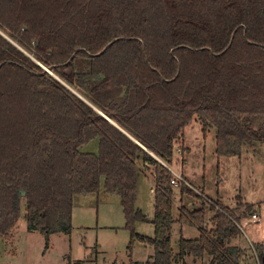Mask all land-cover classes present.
Returning a JSON list of instances; mask_svg holds the SVG:
<instances>
[{"label": "trees", "instance_id": "16d2710c", "mask_svg": "<svg viewBox=\"0 0 264 264\" xmlns=\"http://www.w3.org/2000/svg\"><path fill=\"white\" fill-rule=\"evenodd\" d=\"M193 119L215 131L219 157L264 143V0H0V241L22 207L29 231L71 234L76 197L103 186L153 264H241L238 224L254 205L208 206L181 182L201 206L173 215L168 163ZM94 139L99 152L83 151ZM139 165L154 166L153 236L135 229L148 221ZM177 224L199 236L176 250Z\"/></svg>", "mask_w": 264, "mask_h": 264}, {"label": "rangeland", "instance_id": "374dc122", "mask_svg": "<svg viewBox=\"0 0 264 264\" xmlns=\"http://www.w3.org/2000/svg\"><path fill=\"white\" fill-rule=\"evenodd\" d=\"M82 150L98 153V139ZM174 154V160L168 163L170 170L183 176L208 206L219 202L229 209L239 207L241 211L246 203L255 206L261 221L250 222V217H243L241 237L236 243L244 251L241 264H257L258 248L264 250V143L245 146L240 156L219 157L215 131L205 134L200 122L193 119L184 131L183 141L175 146ZM140 168L144 170L139 165L136 206L147 215L148 221L137 222L135 229L139 234L153 236L154 166L144 172ZM173 202L175 218L182 206L190 210L201 206L195 195H182L180 186L174 189ZM21 213L16 227L0 241V264H153L152 246L135 241L129 247L131 231L126 229L121 197L107 193L103 186L96 194L76 197L71 234H52L47 240L41 233L27 229L24 207ZM210 217L211 213H208L207 221ZM172 234L173 247L177 250L181 236L195 238L199 236V230L195 226L177 224ZM206 263L207 260L186 256L177 264Z\"/></svg>", "mask_w": 264, "mask_h": 264}, {"label": "built area", "instance_id": "2783aa9c", "mask_svg": "<svg viewBox=\"0 0 264 264\" xmlns=\"http://www.w3.org/2000/svg\"><path fill=\"white\" fill-rule=\"evenodd\" d=\"M174 175L176 177V179L173 181V184L175 187H179L181 182L187 183V181L184 179L183 176L176 174V173H174ZM260 221H261V218H260L259 214H257V213L252 215L250 218V222H260ZM238 225L242 229L240 224H238ZM256 261H257V264H264L263 260L259 257V255L257 253H256Z\"/></svg>", "mask_w": 264, "mask_h": 264}, {"label": "water", "instance_id": "95a60500", "mask_svg": "<svg viewBox=\"0 0 264 264\" xmlns=\"http://www.w3.org/2000/svg\"><path fill=\"white\" fill-rule=\"evenodd\" d=\"M44 68V67H43ZM45 69V71H47V72H49V73H51L52 74V72L50 71V68H44ZM83 98V97H82ZM95 108V107H94ZM96 109V108H95ZM98 110V109H97ZM99 111V110H98ZM99 113L102 115V116H104L105 118H107L108 120H110V121H112L106 114H104L102 111H99ZM113 122V121H112ZM114 123V122H113ZM143 146V145H142ZM144 147V146H143ZM145 148V147H144ZM146 149V148H145ZM152 153V152H151ZM153 154V153H152ZM156 157V156H155ZM157 158V157H156ZM159 161H161L162 162V160L161 159H159V158H157ZM163 163V162H162ZM21 193L23 194V195H25L26 194V192L24 191V190H21ZM262 260H263V263H264V256H263V258H262Z\"/></svg>", "mask_w": 264, "mask_h": 264}]
</instances>
